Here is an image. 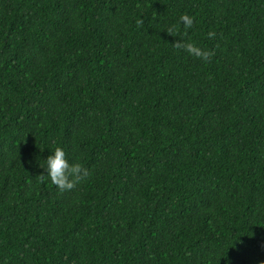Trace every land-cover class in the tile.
Here are the masks:
<instances>
[{
    "label": "trees",
    "instance_id": "16d2710c",
    "mask_svg": "<svg viewBox=\"0 0 264 264\" xmlns=\"http://www.w3.org/2000/svg\"><path fill=\"white\" fill-rule=\"evenodd\" d=\"M0 264H264V0H0Z\"/></svg>",
    "mask_w": 264,
    "mask_h": 264
}]
</instances>
